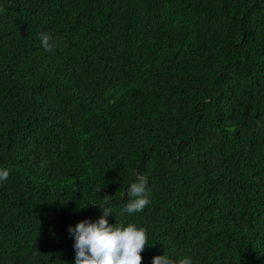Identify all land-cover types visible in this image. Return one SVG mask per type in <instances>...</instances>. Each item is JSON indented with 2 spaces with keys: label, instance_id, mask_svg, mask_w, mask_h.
Returning <instances> with one entry per match:
<instances>
[{
  "label": "trees",
  "instance_id": "trees-1",
  "mask_svg": "<svg viewBox=\"0 0 264 264\" xmlns=\"http://www.w3.org/2000/svg\"><path fill=\"white\" fill-rule=\"evenodd\" d=\"M0 167V264H75L106 199L141 264H264V0H0Z\"/></svg>",
  "mask_w": 264,
  "mask_h": 264
},
{
  "label": "clouds",
  "instance_id": "clouds-1",
  "mask_svg": "<svg viewBox=\"0 0 264 264\" xmlns=\"http://www.w3.org/2000/svg\"><path fill=\"white\" fill-rule=\"evenodd\" d=\"M40 42L46 51H51L57 40L48 32L39 33ZM10 171L0 167V186L8 181ZM129 198L125 208L121 210L128 214L143 212L151 203L149 180L137 176L135 182L126 187ZM102 215L95 221L82 220L75 226H69L68 232L74 239L75 264H141L142 255L148 237L146 229L135 224H110L108 216L114 214L111 202L107 199L104 204H97ZM152 264H193L192 258L185 256L173 261L164 252L152 258Z\"/></svg>",
  "mask_w": 264,
  "mask_h": 264
}]
</instances>
